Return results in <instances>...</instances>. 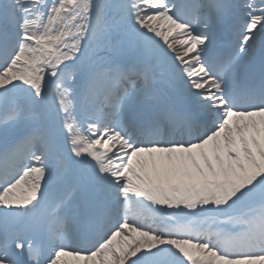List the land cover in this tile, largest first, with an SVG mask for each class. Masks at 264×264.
Instances as JSON below:
<instances>
[{"label": "snow or ice", "instance_id": "1", "mask_svg": "<svg viewBox=\"0 0 264 264\" xmlns=\"http://www.w3.org/2000/svg\"><path fill=\"white\" fill-rule=\"evenodd\" d=\"M0 264H264V0H0Z\"/></svg>", "mask_w": 264, "mask_h": 264}]
</instances>
